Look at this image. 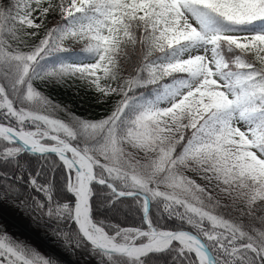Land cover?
Masks as SVG:
<instances>
[{
	"label": "snow or ice",
	"instance_id": "snow-or-ice-1",
	"mask_svg": "<svg viewBox=\"0 0 264 264\" xmlns=\"http://www.w3.org/2000/svg\"><path fill=\"white\" fill-rule=\"evenodd\" d=\"M4 206L85 264H264V0H0ZM0 264L61 261L0 225Z\"/></svg>",
	"mask_w": 264,
	"mask_h": 264
},
{
	"label": "trees",
	"instance_id": "trees-1",
	"mask_svg": "<svg viewBox=\"0 0 264 264\" xmlns=\"http://www.w3.org/2000/svg\"><path fill=\"white\" fill-rule=\"evenodd\" d=\"M77 92L78 94H76ZM51 95L62 103L70 104L73 110L81 115L85 114L86 111L97 112L100 110V107L95 105L92 97L89 94H85L82 89L77 90L69 87L64 90L63 88H58L53 90ZM6 218H13L15 222L12 223ZM0 225L12 237L27 241L45 256L60 260L61 264H85L83 259L70 255L58 241H55L18 210L13 213L7 206L0 208Z\"/></svg>",
	"mask_w": 264,
	"mask_h": 264
},
{
	"label": "rangeland",
	"instance_id": "rangeland-1",
	"mask_svg": "<svg viewBox=\"0 0 264 264\" xmlns=\"http://www.w3.org/2000/svg\"><path fill=\"white\" fill-rule=\"evenodd\" d=\"M9 209H10V211H12L13 213H15V209L14 208H10L9 207ZM5 217V216H4ZM7 220H9L10 222H12V223H14L15 221L13 220V218H6Z\"/></svg>",
	"mask_w": 264,
	"mask_h": 264
}]
</instances>
